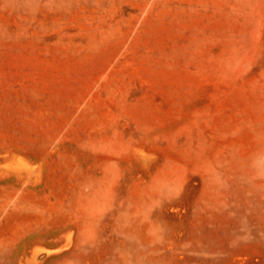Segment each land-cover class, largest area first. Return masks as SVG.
<instances>
[{"label":"rangeland","instance_id":"374dc122","mask_svg":"<svg viewBox=\"0 0 264 264\" xmlns=\"http://www.w3.org/2000/svg\"><path fill=\"white\" fill-rule=\"evenodd\" d=\"M0 264H264V0H0Z\"/></svg>","mask_w":264,"mask_h":264}]
</instances>
